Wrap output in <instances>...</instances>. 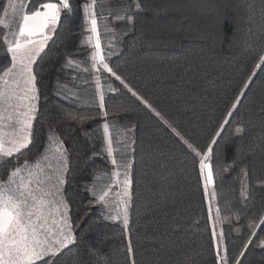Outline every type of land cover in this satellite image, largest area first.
I'll list each match as a JSON object with an SVG mask.
<instances>
[{
	"label": "trees",
	"instance_id": "1",
	"mask_svg": "<svg viewBox=\"0 0 264 264\" xmlns=\"http://www.w3.org/2000/svg\"><path fill=\"white\" fill-rule=\"evenodd\" d=\"M140 2V12L135 0H98L93 9L103 62L124 83L99 61L93 67L96 37L84 12L89 0H72V13L61 14L53 40L33 66L39 81L33 143L0 167V181L40 157L50 136L63 141L75 242L51 264H217L213 230L223 234L228 264H264V66L257 68L264 56V0ZM6 3L0 0V11ZM9 65L4 46L0 72ZM249 77L252 83L229 117ZM97 78L105 89L100 104H81L69 93L96 88ZM105 121L115 122L130 142L127 228L90 192L97 174L110 166L98 131ZM181 137L200 153L217 140L214 183L208 186L215 200L205 193L199 157ZM242 169L248 173L247 199L241 196Z\"/></svg>",
	"mask_w": 264,
	"mask_h": 264
},
{
	"label": "snow or ice",
	"instance_id": "2",
	"mask_svg": "<svg viewBox=\"0 0 264 264\" xmlns=\"http://www.w3.org/2000/svg\"><path fill=\"white\" fill-rule=\"evenodd\" d=\"M97 4L98 0H90V3L85 4L84 12L86 22H90L91 25L90 31L96 37L94 46L96 52L91 59L96 61L99 57V62L103 64L104 56L99 54L101 42L97 12L93 10ZM134 7L137 12L143 11L140 0H135ZM72 11V0H57V2L48 0L44 3H38L37 0H7L0 11V32L8 29L7 33L0 37V48L6 46V52L10 54V65L0 72V167L10 160H18L33 143V120L36 118L39 103L38 73L33 66L42 58L49 41L53 40L58 23L61 21V14L70 15ZM127 23L134 25V18L129 16ZM105 32L114 33L115 30L105 27ZM91 40L92 36H89L88 42ZM67 64L73 65L74 62L68 60ZM262 66H264V56L260 57L257 68ZM103 68L124 83L107 64H103ZM83 70L89 71L88 68ZM96 83L99 87V78ZM251 83L252 77H249L241 95L232 105L229 117L237 109ZM125 87L128 86L125 84ZM132 94L136 95L135 92ZM142 102L151 107L146 100ZM104 115L107 117L106 112ZM67 118L77 119L75 116ZM227 123L228 120H225V124ZM223 127L224 125L221 126V131L217 132V137L221 136ZM109 129V123L105 122L103 131L107 139L106 152L112 157L111 164L122 170L114 172L113 175L123 176L119 181L122 191L117 193L118 204H122L123 208L116 216L110 218H122V223L127 228L131 200L129 188L132 183L128 170L131 168V162L127 158L126 143L123 145V151L119 147L115 149L120 159L117 160L113 156V135ZM236 132L242 133L243 129L237 128ZM181 139L183 140V137ZM183 142L199 157V171L203 178L205 193L210 200H215L216 192L209 191L208 186L214 183L211 153L217 140L214 138L212 145L203 153L196 151L187 140ZM69 175L70 169L63 141L50 136L46 151L38 160L34 162L25 160L9 171L6 181H0V264H46V261L51 264L74 244L72 225L67 216L68 198L64 190V185L67 183L66 176ZM241 175V196L247 199V170L242 169ZM260 186L264 187V183ZM109 191H102L99 195L94 194L96 202L107 203ZM216 216L219 219V210ZM255 235L256 233H253V236ZM212 237L214 241L219 237L214 245L217 264L221 262L228 264L226 248L223 247V234L213 230ZM251 243L250 239L245 245V251L241 253L242 257ZM260 247H264V241L261 242ZM127 250L130 254L133 252L130 243ZM236 264L242 262L237 260Z\"/></svg>",
	"mask_w": 264,
	"mask_h": 264
},
{
	"label": "rangeland",
	"instance_id": "3",
	"mask_svg": "<svg viewBox=\"0 0 264 264\" xmlns=\"http://www.w3.org/2000/svg\"><path fill=\"white\" fill-rule=\"evenodd\" d=\"M89 3H90V0H89ZM88 28L90 31V28H91L90 22H88ZM93 44L95 46V43H93ZM94 52H96L95 47H94V50L92 51V55ZM99 54L104 56V54L102 53L101 50H100ZM98 61H99V57H97V60L94 61V64L96 66H98V64H97ZM103 64H104V62H103ZM96 88L89 87V88L82 90V91H76V90L70 91L69 90L70 91L69 93L74 94L71 96H73L81 104L97 105V104H100L101 96L104 93L105 89L100 84H99V87H97V85H96ZM105 122L109 123V125H110L109 131L113 135V148H114L113 156L115 158H117V160H119L120 159L119 153L116 152L115 149L119 147L123 151L124 150L123 145L126 143L128 146L127 150H126L127 151V158H128V160H130V155H129L130 154V142L126 136V133L119 130V127L116 125L115 122H111V121H105ZM104 123H102L98 127V131L101 134V136L103 137V141H104L105 149H106L107 139H106V137L104 135V131H103V124ZM117 132H119L120 134L118 135ZM48 143H49V139H48L41 155L46 151V146L48 145ZM53 147H54V145H53ZM41 155H40V157H41ZM40 157H38L36 160H38ZM111 159H112V157H109V163H110L109 168L107 170L101 171L95 177V182H94L93 186L90 187V192L93 195L94 194L99 195V194H101L102 191H109L110 190L109 191V197L107 198L108 202L103 203V204L105 206H107V208L109 210H111L113 212L114 216H116L117 213L120 212L123 208L122 204H118L119 197L117 196V193L122 191V186L119 184V181L123 179V176L121 175V176L117 177V176L113 175L114 172L122 171V170L117 169L114 165H112ZM6 180H7V178L4 181H6ZM67 216H68V212H67ZM110 217H112V216L110 215ZM73 230L74 229L72 228V231Z\"/></svg>",
	"mask_w": 264,
	"mask_h": 264
},
{
	"label": "crops",
	"instance_id": "4",
	"mask_svg": "<svg viewBox=\"0 0 264 264\" xmlns=\"http://www.w3.org/2000/svg\"><path fill=\"white\" fill-rule=\"evenodd\" d=\"M48 2V1H47ZM52 2H55V1H52Z\"/></svg>",
	"mask_w": 264,
	"mask_h": 264
},
{
	"label": "water",
	"instance_id": "5",
	"mask_svg": "<svg viewBox=\"0 0 264 264\" xmlns=\"http://www.w3.org/2000/svg\"><path fill=\"white\" fill-rule=\"evenodd\" d=\"M57 1V0H56Z\"/></svg>",
	"mask_w": 264,
	"mask_h": 264
}]
</instances>
